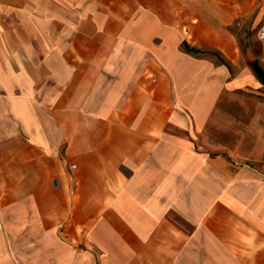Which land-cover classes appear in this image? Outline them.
<instances>
[{
    "label": "crops",
    "instance_id": "obj_1",
    "mask_svg": "<svg viewBox=\"0 0 264 264\" xmlns=\"http://www.w3.org/2000/svg\"><path fill=\"white\" fill-rule=\"evenodd\" d=\"M249 5L0 0V264H264V136L194 50Z\"/></svg>",
    "mask_w": 264,
    "mask_h": 264
},
{
    "label": "rangeland",
    "instance_id": "obj_2",
    "mask_svg": "<svg viewBox=\"0 0 264 264\" xmlns=\"http://www.w3.org/2000/svg\"><path fill=\"white\" fill-rule=\"evenodd\" d=\"M264 24V0H250L248 8L240 11L239 18L232 24L225 39H220L219 46L196 45L194 50L212 59L216 64L228 69L229 77L237 81L233 87L234 97L230 101L223 98L224 104L230 105L240 135L239 151L246 154L248 140L255 139V153L259 137L264 136V83L257 75L256 69L264 70V42L261 29ZM188 38L194 41L190 32ZM226 98V97H225ZM248 108L246 110L245 108ZM254 111V119L250 117ZM247 114L249 118L247 119ZM248 121V130L244 127ZM220 137L224 143H230L231 136L224 130ZM255 164L264 166V150ZM239 163H254L250 159L239 158Z\"/></svg>",
    "mask_w": 264,
    "mask_h": 264
},
{
    "label": "trees",
    "instance_id": "obj_3",
    "mask_svg": "<svg viewBox=\"0 0 264 264\" xmlns=\"http://www.w3.org/2000/svg\"><path fill=\"white\" fill-rule=\"evenodd\" d=\"M256 72H257V75H258V77L260 78V80L264 83V70L262 71H260V69L258 70V69H256Z\"/></svg>",
    "mask_w": 264,
    "mask_h": 264
},
{
    "label": "built area",
    "instance_id": "obj_4",
    "mask_svg": "<svg viewBox=\"0 0 264 264\" xmlns=\"http://www.w3.org/2000/svg\"><path fill=\"white\" fill-rule=\"evenodd\" d=\"M260 36H261V39L263 40V42H264V24H263V26H262V29H261V34H260Z\"/></svg>",
    "mask_w": 264,
    "mask_h": 264
}]
</instances>
